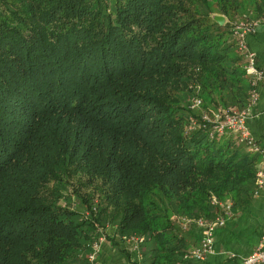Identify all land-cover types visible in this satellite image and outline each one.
<instances>
[{
	"label": "trees",
	"instance_id": "1",
	"mask_svg": "<svg viewBox=\"0 0 264 264\" xmlns=\"http://www.w3.org/2000/svg\"><path fill=\"white\" fill-rule=\"evenodd\" d=\"M261 18L264 0H0V264H88L109 227L131 264H180L196 220L243 209L259 157L200 122L247 106L233 26Z\"/></svg>",
	"mask_w": 264,
	"mask_h": 264
},
{
	"label": "crops",
	"instance_id": "2",
	"mask_svg": "<svg viewBox=\"0 0 264 264\" xmlns=\"http://www.w3.org/2000/svg\"><path fill=\"white\" fill-rule=\"evenodd\" d=\"M254 21L258 23L244 41L248 51L255 56L258 67L264 71V18ZM246 126L256 142L264 148V82L257 88V101L250 107ZM263 228L264 186L253 194L243 209L231 206L225 216V225L214 232L211 251L201 260L189 254L200 245L204 235L203 228L193 224L190 230L195 242L180 264H240L243 258L261 246ZM106 233L107 237L100 243L98 264L138 262L139 255L134 244L136 240H122L114 236L113 227H109Z\"/></svg>",
	"mask_w": 264,
	"mask_h": 264
},
{
	"label": "built area",
	"instance_id": "3",
	"mask_svg": "<svg viewBox=\"0 0 264 264\" xmlns=\"http://www.w3.org/2000/svg\"><path fill=\"white\" fill-rule=\"evenodd\" d=\"M257 21L239 22L233 26L236 35L238 50L244 58L243 69L249 79L250 91L249 101L245 108H228L219 112H202L200 127L211 126L210 137L222 135L225 132L234 133L237 136L239 144H243L249 152L257 154L259 157L258 169L255 179V191L264 186V148L261 147L249 132L246 121L250 117V107L257 101V88L264 82V71L261 70L256 62L255 56L248 51L245 44V36L251 33ZM202 105L198 97H194L190 102L191 109H198ZM231 209V204L227 203L222 206L223 214L217 215L212 220L198 219L195 224L204 230L203 238L200 245L189 252L194 258L203 259L212 248L214 232L217 228L225 225V216ZM188 223V222H187ZM105 238L104 235H98L90 245V252L87 255L88 264H98L97 256L100 249V243ZM261 243L264 244V228L261 231ZM261 246L243 258L240 264H264V247Z\"/></svg>",
	"mask_w": 264,
	"mask_h": 264
},
{
	"label": "water",
	"instance_id": "4",
	"mask_svg": "<svg viewBox=\"0 0 264 264\" xmlns=\"http://www.w3.org/2000/svg\"><path fill=\"white\" fill-rule=\"evenodd\" d=\"M214 19L219 23L222 24L224 22V18L222 16H215Z\"/></svg>",
	"mask_w": 264,
	"mask_h": 264
},
{
	"label": "rangeland",
	"instance_id": "5",
	"mask_svg": "<svg viewBox=\"0 0 264 264\" xmlns=\"http://www.w3.org/2000/svg\"><path fill=\"white\" fill-rule=\"evenodd\" d=\"M236 23H234V25H235ZM190 126V125H189ZM73 207H75V209H77V210H80V204L79 203H74V205H73Z\"/></svg>",
	"mask_w": 264,
	"mask_h": 264
}]
</instances>
